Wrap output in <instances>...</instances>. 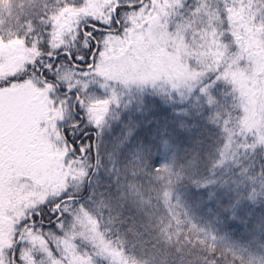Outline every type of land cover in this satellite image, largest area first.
<instances>
[{
  "label": "snow or ice",
  "instance_id": "snow-or-ice-1",
  "mask_svg": "<svg viewBox=\"0 0 264 264\" xmlns=\"http://www.w3.org/2000/svg\"><path fill=\"white\" fill-rule=\"evenodd\" d=\"M257 50L264 0H20L15 16L0 18V264H127L104 217L130 177L187 178L199 191L218 179L228 186L216 177L227 165L238 197L264 198V164L257 172L239 159L264 156ZM157 101L169 110L163 124L145 119ZM201 127L214 140L197 139L195 152L212 162L183 177L164 152ZM40 141L53 157L44 169L34 163ZM190 230L216 248L204 229ZM258 247H230L231 264H264Z\"/></svg>",
  "mask_w": 264,
  "mask_h": 264
},
{
  "label": "rangeland",
  "instance_id": "rangeland-1",
  "mask_svg": "<svg viewBox=\"0 0 264 264\" xmlns=\"http://www.w3.org/2000/svg\"><path fill=\"white\" fill-rule=\"evenodd\" d=\"M172 145L164 152V158L175 162V170L181 176H189L190 172L181 161L178 150ZM35 147L34 163L44 169L51 161L52 154L42 141L36 143ZM173 152H176L175 158ZM171 179V184L163 181L150 183L147 177L138 175L130 177L124 186L127 210L135 216L154 246L165 253L175 254L184 263L202 264L209 253L215 252L219 255L217 264H231L233 255L229 251L230 247L248 249L252 255L260 254L258 246L264 242V230H259L258 225L264 221V198L258 197L253 201L250 196H245L235 209L225 210L226 206L235 202L226 191H213L215 195L209 199L211 192L204 189L198 191L187 178L182 182H178L175 176ZM169 187L172 189L170 205L174 208L171 213L167 210L163 196ZM204 204H208L207 208L202 207ZM232 211H235L236 218H231ZM177 219L182 223H177ZM192 223L209 233L208 243L216 244L214 250H209L206 244L196 239L197 235L203 236L204 232L190 230ZM211 234H215L218 239L212 241ZM239 234H242L241 239L236 238Z\"/></svg>",
  "mask_w": 264,
  "mask_h": 264
},
{
  "label": "trees",
  "instance_id": "trees-1",
  "mask_svg": "<svg viewBox=\"0 0 264 264\" xmlns=\"http://www.w3.org/2000/svg\"><path fill=\"white\" fill-rule=\"evenodd\" d=\"M19 2L20 0H0V17L2 16L3 18H8L9 13H11L12 16H15L18 11ZM252 46L255 48L254 44ZM258 54L264 56V52L258 51ZM226 90L227 89L225 88H221L222 93ZM252 95L254 96L255 93H252ZM168 112L169 110L166 107H161L159 101H157L155 109L148 113V116H146L145 119L149 117H156L160 120L161 124H163L166 118H170L168 117ZM193 122L194 121L191 119L187 120V123L189 124ZM196 122L202 124L201 121ZM211 130L215 131L214 128ZM197 139H204L205 145L213 143L214 140L213 137L209 136L208 131L201 127L193 128L191 133H180L178 139L171 141L173 145L179 144V149H177L179 156L181 161L186 165L190 175L196 174L198 166L201 168L203 167L201 161H205L207 163L212 162L211 160H208L203 148L198 149L200 155H196L195 150L197 149V146L195 142ZM185 148L189 149L187 155L183 154ZM239 159L243 161L244 164H248L249 162L253 163L257 172H259L260 166L264 164V156L259 154L249 156L248 158L241 155ZM226 168L227 165H225V167L217 168L216 177L220 179H229L228 186H222L218 179L217 183L210 185L204 190L209 192L224 190L234 199V201L236 199H240L241 201L243 198L238 197L237 192L235 191V185L231 183L230 173L226 171ZM203 175L207 176V173L204 172ZM208 178L211 179V177ZM106 180V177L102 179L101 186L98 189V192H103L105 197L108 195V188L105 183ZM115 190V185H113L112 191L115 192ZM241 191H243V189H241ZM122 193L124 195V187L122 189ZM125 202L126 200L124 199L121 206L113 207L110 213L106 210L104 219L106 227L111 229L108 234V238L112 240L113 244L120 249L122 257L127 260V264H201L198 262L184 263L175 254L165 253L158 247L154 246L151 239L142 231V228L135 216L127 210ZM207 206L208 204H204L202 207L207 208ZM261 223L258 225L259 230H262ZM241 235L242 234L237 235L236 238L241 239ZM193 250L194 249H192V251ZM218 260L219 255L212 252L206 256L205 260L202 261V264H212L213 261L217 264Z\"/></svg>",
  "mask_w": 264,
  "mask_h": 264
}]
</instances>
